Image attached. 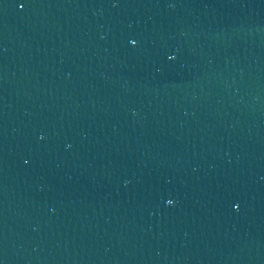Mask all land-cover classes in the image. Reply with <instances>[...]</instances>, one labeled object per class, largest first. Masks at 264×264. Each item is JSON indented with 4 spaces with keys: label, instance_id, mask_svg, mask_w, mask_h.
<instances>
[{
    "label": "water",
    "instance_id": "95a60500",
    "mask_svg": "<svg viewBox=\"0 0 264 264\" xmlns=\"http://www.w3.org/2000/svg\"><path fill=\"white\" fill-rule=\"evenodd\" d=\"M0 264H264V0H0Z\"/></svg>",
    "mask_w": 264,
    "mask_h": 264
}]
</instances>
